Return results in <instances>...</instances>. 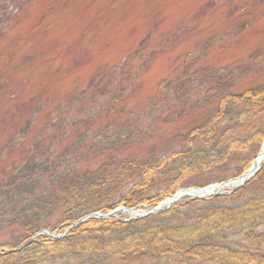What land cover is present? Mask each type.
Returning <instances> with one entry per match:
<instances>
[{"label": "rangeland", "instance_id": "rangeland-1", "mask_svg": "<svg viewBox=\"0 0 264 264\" xmlns=\"http://www.w3.org/2000/svg\"><path fill=\"white\" fill-rule=\"evenodd\" d=\"M221 74L236 92L264 84V0H0V149L24 132L0 160V178L25 161L23 149L36 139L43 156L54 157L76 140L96 147L122 133L99 154L63 155L78 172L110 156L158 158L208 115L207 91ZM179 84L187 87L180 99ZM12 238L0 230L1 242ZM226 241L264 253L239 234ZM114 263L217 264L179 257Z\"/></svg>", "mask_w": 264, "mask_h": 264}, {"label": "trees", "instance_id": "trees-1", "mask_svg": "<svg viewBox=\"0 0 264 264\" xmlns=\"http://www.w3.org/2000/svg\"><path fill=\"white\" fill-rule=\"evenodd\" d=\"M228 77L219 75L208 89L205 103L213 105L208 115L184 134L180 147L158 158L110 156L96 169L78 172L69 168L63 155H76L83 148L90 155L99 154L105 149L102 146L116 144L122 133L96 147L76 140L54 157L43 156L41 140H33L23 149L25 161L15 163L0 178V230L10 229L14 237L0 241V264L56 260L115 264L171 257L188 262L264 264V253L226 241L228 234L235 233L251 245L264 246V232L259 230L264 226V163L250 180L227 195L178 202L142 218H90L60 238L38 234L40 230L61 234L87 215L119 206L154 207L179 189L225 182L248 170L264 138V84L236 92ZM164 88L160 83L159 89ZM174 92L180 99L187 95V87L179 84ZM34 107L33 112L42 110L38 103ZM50 121V117L45 120L53 127ZM26 123L32 125V119ZM57 133L62 140L64 131ZM23 135L19 131L4 142L0 160ZM63 166L69 169L60 171Z\"/></svg>", "mask_w": 264, "mask_h": 264}, {"label": "bare ground", "instance_id": "bare-ground-1", "mask_svg": "<svg viewBox=\"0 0 264 264\" xmlns=\"http://www.w3.org/2000/svg\"><path fill=\"white\" fill-rule=\"evenodd\" d=\"M263 162H264V140L262 142L260 151L258 152L257 156L255 157L254 162L251 165L250 169H248L247 172L244 173L240 178L234 179V180H232L226 184L212 185V186L202 188V189H194V188L184 189V190L177 192V194L174 196V199L179 200L184 196L196 197V196L206 195L208 193L219 191V190L223 189L224 187H236L245 178L252 175V173H254L261 166V164ZM119 213H127L129 215H137L140 212L134 211V210H120Z\"/></svg>", "mask_w": 264, "mask_h": 264}, {"label": "water", "instance_id": "water-1", "mask_svg": "<svg viewBox=\"0 0 264 264\" xmlns=\"http://www.w3.org/2000/svg\"><path fill=\"white\" fill-rule=\"evenodd\" d=\"M260 169V167L254 172V173H252V175H250L249 177H247V178H245L240 184H238V186L237 187H240V186H242L243 184H244V182L245 181H247V180H249L250 178H252L253 176H254V174L258 171ZM246 173V172H245ZM242 176V175H241ZM240 176V177H241ZM239 177V178H240ZM238 179V178H237ZM223 183H221V184H219V185H222ZM210 186H212V185H210ZM209 187V186H208ZM230 193V192H229ZM229 193H227V194H229ZM177 194V193H176ZM175 194V195H176ZM224 193L223 192H220V191H215V192H212V193H208V194H206V195H201V196H196V197H191L192 199H196V198H204V197H209V196H212V195H223ZM174 195V196H175ZM174 196H172L171 198H168L167 200H165L164 202H163V204H164V207L163 208H160V205H158L156 208H154V209H152L151 211H149L147 214H151V213H153V212H160V211H162V210H164V209H167V208H169L173 203H175L176 202V199H174ZM124 209H126V208H124V207H120V208H118V209H115V210H113V211H110V212H107V213H104V214H100V213H95V214H92V215H88V216H85L84 218H82L81 220H79L78 222H76L74 225H72V226H70V227H68V228H66L65 230H64V232L61 234V235H59V236H57V237H62L67 231H69L70 229H72V228H75V227H78L79 225H81L82 223H84L86 220H88L89 218H101V219H105V218H108V217H110V216H115V214L118 212V211H120V210H124ZM146 214V215H147ZM145 215V214H144ZM41 232H43V233H46L47 235H49V236H52V237H55V235H53L52 233H50V232H48V231H41ZM33 240V238L30 240V241H32Z\"/></svg>", "mask_w": 264, "mask_h": 264}]
</instances>
